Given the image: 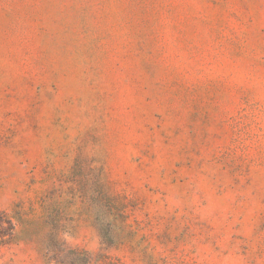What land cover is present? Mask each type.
I'll return each mask as SVG.
<instances>
[{"label":"rangeland","instance_id":"1","mask_svg":"<svg viewBox=\"0 0 264 264\" xmlns=\"http://www.w3.org/2000/svg\"><path fill=\"white\" fill-rule=\"evenodd\" d=\"M0 215V264H43L32 228L264 264V0H0Z\"/></svg>","mask_w":264,"mask_h":264},{"label":"trees","instance_id":"2","mask_svg":"<svg viewBox=\"0 0 264 264\" xmlns=\"http://www.w3.org/2000/svg\"><path fill=\"white\" fill-rule=\"evenodd\" d=\"M3 216L0 215V236L1 242L12 241L15 237L14 225L8 220L9 226L6 231L2 229V221ZM28 234H30L29 240H35L38 242L40 249L42 251L43 264H89L90 257L86 250L64 246L62 244H58L59 246H55V244H47L46 240L54 239L52 234H38L37 230L32 228L27 230ZM6 236V237H5Z\"/></svg>","mask_w":264,"mask_h":264}]
</instances>
